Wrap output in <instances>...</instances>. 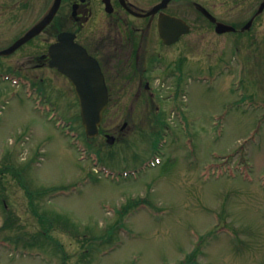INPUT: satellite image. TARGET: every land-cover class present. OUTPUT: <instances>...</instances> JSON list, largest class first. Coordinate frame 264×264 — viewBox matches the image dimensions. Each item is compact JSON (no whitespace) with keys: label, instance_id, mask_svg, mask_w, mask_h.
I'll list each match as a JSON object with an SVG mask.
<instances>
[{"label":"rangeland","instance_id":"obj_1","mask_svg":"<svg viewBox=\"0 0 264 264\" xmlns=\"http://www.w3.org/2000/svg\"><path fill=\"white\" fill-rule=\"evenodd\" d=\"M222 41L196 26L175 43L174 112L130 118L114 144L89 140L69 81L35 68L41 43L5 61L49 97L0 81V264H178L193 251L264 264V42L248 56ZM128 109L111 105L102 127ZM120 222L117 248L78 258L84 233Z\"/></svg>","mask_w":264,"mask_h":264},{"label":"flooded vegetation","instance_id":"obj_2","mask_svg":"<svg viewBox=\"0 0 264 264\" xmlns=\"http://www.w3.org/2000/svg\"><path fill=\"white\" fill-rule=\"evenodd\" d=\"M57 1L0 0V51L25 37ZM167 17H179L190 26L180 39L198 26L223 37V49L231 37L236 51L243 54L247 48L248 56L257 54L259 39L264 42V0H60L50 24L15 51L0 55L5 57L0 73L12 74L13 84L34 87L35 79L29 73L5 61L38 42L42 49L33 56L35 68L59 72L51 65L50 47L67 33L66 37L87 50L104 75L109 100L103 121L111 105L129 106V117L121 127L104 129L103 122L100 126L99 135L116 143L126 133L130 118L164 122L167 102L174 112V25ZM219 24L234 29L219 32ZM161 31L173 34L163 37ZM69 83L75 92L73 100L80 105L75 87Z\"/></svg>","mask_w":264,"mask_h":264},{"label":"water","instance_id":"obj_3","mask_svg":"<svg viewBox=\"0 0 264 264\" xmlns=\"http://www.w3.org/2000/svg\"><path fill=\"white\" fill-rule=\"evenodd\" d=\"M58 0L50 14L36 27L27 33L25 37L18 40L9 49L0 51V55H7L19 47L22 43L38 34L44 26L49 24L59 7ZM168 21L174 25V42L184 33L189 32L190 27L183 20L174 17H167ZM219 31L233 30L232 26L218 25ZM164 37H170L169 32L161 31ZM67 33H62L59 42L50 47L51 64L57 66L65 73L75 86L80 100L82 122L86 134L94 137L99 133V126L102 123L104 111L108 105V90L104 76L99 65L88 55L86 50L76 44L74 39L66 37ZM110 137V136H109ZM114 138V137H112Z\"/></svg>","mask_w":264,"mask_h":264},{"label":"trees","instance_id":"obj_4","mask_svg":"<svg viewBox=\"0 0 264 264\" xmlns=\"http://www.w3.org/2000/svg\"><path fill=\"white\" fill-rule=\"evenodd\" d=\"M128 207H130V206H128V205L125 206L126 209ZM119 210L121 211V209H119ZM126 212H129V209H127ZM121 213H122V211H121ZM10 224H11V222H10ZM123 227H124V224L122 222H120V223H118V225H113V226H110L109 228H107L105 233L101 234V235L98 234L96 236L88 237V235H86L84 233L83 234L84 237L82 238L83 241H81L83 244V249L79 255L80 257H78V258L83 259L86 256L88 257L89 252L95 246H100V245H105V244L109 245V246L115 245L117 243V240H118L119 230ZM76 236L78 237V235H76ZM19 238H21V237L20 236L16 237L17 240ZM16 239H14L12 237L6 238L7 241L11 240V242L14 241L17 243ZM198 255H199L198 251H193L186 257V259L182 260L181 263H178V264H201L200 261H198L199 260Z\"/></svg>","mask_w":264,"mask_h":264}]
</instances>
